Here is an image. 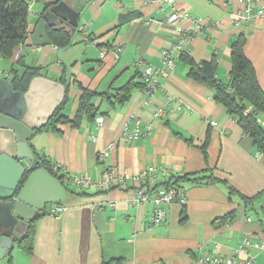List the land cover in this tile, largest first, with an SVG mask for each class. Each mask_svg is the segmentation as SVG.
<instances>
[{
	"label": "crops",
	"instance_id": "obj_1",
	"mask_svg": "<svg viewBox=\"0 0 264 264\" xmlns=\"http://www.w3.org/2000/svg\"><path fill=\"white\" fill-rule=\"evenodd\" d=\"M26 1L28 38L15 49L11 62L0 59V78L9 77L10 66L19 57L55 81L66 72L70 86L64 114L69 119L83 88L104 94L131 79L140 82L135 63L162 68L161 52L182 35L188 39L184 53L196 63L215 59L216 77L223 82L231 69V43L243 35L244 53L264 91V18L233 27L231 14L243 6L233 0H175L176 10L186 18L173 23L167 22L172 8L159 0H89L81 9L70 44L63 49L32 44L44 3ZM79 1L82 5L86 0ZM254 1L264 6V0ZM128 15H132L130 21L121 23ZM85 33L89 43L84 41ZM117 49L120 55L115 61ZM180 54H173L175 67L166 77H159L152 97L141 87L123 105L96 98L98 115L93 120H82L78 127L58 124L54 130L30 137L32 151L44 155L51 166L66 170L69 178L64 176L63 184L58 180L65 195L61 203L47 204L34 220L32 253L13 242L0 264H9V259L11 264H102L111 260L190 264L202 256L230 258L244 238L264 243V155L225 107L215 102L213 92L188 78V66ZM159 109L161 113L156 114ZM137 128L140 137L125 143L124 136ZM206 135L205 159L200 148ZM150 168L154 177L138 182L141 172ZM110 170L123 179L109 189H84L70 180L90 177L99 181ZM205 170L252 200L245 204L236 195L230 197L227 186L220 183L185 186V201L163 204L166 219L157 226L150 225L153 205L133 200L131 192L138 187L161 194L169 177ZM56 204L62 211L51 215ZM183 206L186 221L181 224ZM230 213H234L233 220L220 223ZM251 249L253 264H264V248Z\"/></svg>",
	"mask_w": 264,
	"mask_h": 264
},
{
	"label": "trees",
	"instance_id": "obj_2",
	"mask_svg": "<svg viewBox=\"0 0 264 264\" xmlns=\"http://www.w3.org/2000/svg\"><path fill=\"white\" fill-rule=\"evenodd\" d=\"M29 3L26 0H0V59L11 62L14 51L23 45L29 35ZM132 15L121 18V23H127ZM70 28L67 26H50L47 27V35L51 44L57 48H66L70 44ZM245 37L237 36L231 43L230 62L231 69L228 72L226 82L220 81L216 77L217 62L215 59L196 63L191 57L184 52L180 54V59L188 66V78L208 87L213 92L215 102L225 107L226 112L231 116L237 125L241 128L244 135L248 136L257 149L264 155V91L261 89L253 65L244 53ZM42 69L39 67L28 66L19 57L15 63H12L8 72V78H5L11 85L13 91L24 93L30 84V81L37 76H43ZM136 76H140L139 71ZM66 87V96L63 105L57 109L48 123L40 130L34 133L55 129L58 124H70L78 127L82 120H93L98 115V108L95 106L96 98H102L110 101L112 105H123L131 98V93L136 88L143 87L142 82H134L131 79L125 85L99 94L95 91L82 89L81 96L72 119L64 114V107L68 101L69 79L66 72L57 80ZM235 93V98L230 93ZM209 135H206L205 141L201 146L204 158L207 157ZM185 141L190 142L189 139ZM34 165L22 180L21 185L26 181L28 175L36 170L43 168L53 177L63 184L64 175L53 171V166L44 155H38L34 152ZM223 184L227 186L230 197L236 195L245 204L252 199H248L232 187L228 186L225 181L214 176V173L208 170L183 174L180 176H171L163 183V188H172L175 190L183 189L185 186L197 187L212 184ZM234 213L224 216L220 223H229L233 220ZM186 221L185 207L182 208L180 223ZM32 222V221H31ZM29 223L26 232L16 241L18 248L27 254L32 253L34 220L33 224ZM10 258V257H9ZM12 261L9 259V264ZM102 264H121L120 260H111L102 262Z\"/></svg>",
	"mask_w": 264,
	"mask_h": 264
},
{
	"label": "water",
	"instance_id": "obj_3",
	"mask_svg": "<svg viewBox=\"0 0 264 264\" xmlns=\"http://www.w3.org/2000/svg\"><path fill=\"white\" fill-rule=\"evenodd\" d=\"M37 1L44 7L31 40L34 46H44L51 44L47 27L64 25L71 34L76 31L81 9L89 0L82 5L79 0ZM65 96L64 85L43 76L34 77L24 93L13 91L0 78V259L9 254L13 242L43 214L47 204L63 201L65 190L45 169L32 171L22 185L21 180L35 161L30 137L48 123ZM230 96L235 98V93Z\"/></svg>",
	"mask_w": 264,
	"mask_h": 264
},
{
	"label": "built area",
	"instance_id": "obj_4",
	"mask_svg": "<svg viewBox=\"0 0 264 264\" xmlns=\"http://www.w3.org/2000/svg\"><path fill=\"white\" fill-rule=\"evenodd\" d=\"M150 1V0H147ZM153 1V0H152ZM167 4L170 8H172L173 12L167 18L168 23H173L175 21L186 18V14L184 12H179L176 10V2L175 0H159ZM234 2H238L242 4V9L236 10L231 14V24L233 27H238L240 25H245L247 23H256L260 19L264 18V6H256L254 0H233ZM187 38H184L183 35L180 37L176 43L173 45L164 48L161 52L163 67L155 68L150 65L145 64L142 61H137L135 63V68L139 71L141 76V82L143 84V93L147 97H152L153 92L157 88L159 77H166L169 74V71H172L175 67L173 54L175 52H184L186 50L185 46L187 44ZM84 41L89 43V38L87 34L84 35ZM114 60L118 61L120 50L117 49L114 52ZM161 110L159 109L156 114H160ZM98 124L101 123V118L96 120ZM263 124V123H262ZM141 135L140 129L137 128L134 132L130 134H126L124 136L125 143H129L135 139H138ZM104 154L99 156L100 159H103ZM53 171L56 173H60L65 177L69 178L64 167L59 165H53ZM154 177V170L152 168L144 170L137 177V181L140 179L148 181ZM123 177L117 176L113 170L107 171L103 178L99 181H93L90 177H76L70 178L71 182L80 188L87 189L89 187H99L109 189L111 186L118 185L122 181ZM164 192L161 194H152L144 187H138L136 190L132 191L131 194L133 196V200L138 203H150L153 205L154 210L151 216L150 225L157 226L165 221L166 219V211L163 209V204H170L174 201L179 203H183L185 201V191L183 189L175 190L172 188H163ZM62 211V207L60 205H54L51 207L49 213L51 215H56L57 213ZM252 247L255 249H263L264 243L259 242H250L247 238H244L241 243L234 250L232 256L230 258H224L222 256H202L190 264H253L254 255L252 254Z\"/></svg>",
	"mask_w": 264,
	"mask_h": 264
},
{
	"label": "rangeland",
	"instance_id": "obj_5",
	"mask_svg": "<svg viewBox=\"0 0 264 264\" xmlns=\"http://www.w3.org/2000/svg\"><path fill=\"white\" fill-rule=\"evenodd\" d=\"M17 252H19V253H21V251L20 250H18V249H15Z\"/></svg>",
	"mask_w": 264,
	"mask_h": 264
}]
</instances>
